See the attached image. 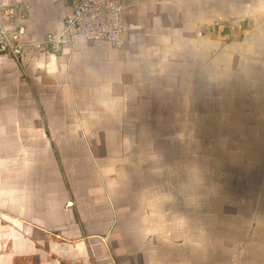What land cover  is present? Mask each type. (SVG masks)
<instances>
[{
	"label": "crops",
	"instance_id": "1",
	"mask_svg": "<svg viewBox=\"0 0 264 264\" xmlns=\"http://www.w3.org/2000/svg\"><path fill=\"white\" fill-rule=\"evenodd\" d=\"M78 1L0 0L26 45L0 55V264H213L227 179L264 170V0H114L122 45L33 46Z\"/></svg>",
	"mask_w": 264,
	"mask_h": 264
},
{
	"label": "rangeland",
	"instance_id": "2",
	"mask_svg": "<svg viewBox=\"0 0 264 264\" xmlns=\"http://www.w3.org/2000/svg\"><path fill=\"white\" fill-rule=\"evenodd\" d=\"M249 161L254 162V157ZM231 181L236 182L229 187L235 205H229L220 221H213L226 231L213 236L220 248L213 252L212 263L264 264V170L256 172L247 165L227 179Z\"/></svg>",
	"mask_w": 264,
	"mask_h": 264
},
{
	"label": "built area",
	"instance_id": "3",
	"mask_svg": "<svg viewBox=\"0 0 264 264\" xmlns=\"http://www.w3.org/2000/svg\"><path fill=\"white\" fill-rule=\"evenodd\" d=\"M15 14V9L7 6L0 16V55L19 60L23 59L26 46L22 33L5 26L2 21L3 18L11 20ZM123 31L122 7L119 3L114 0H79L67 15L62 29L49 33L42 43L33 46H42L55 56L79 42L120 46L124 42Z\"/></svg>",
	"mask_w": 264,
	"mask_h": 264
}]
</instances>
